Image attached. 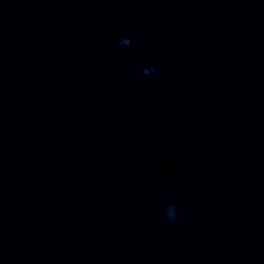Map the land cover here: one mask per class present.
<instances>
[{
	"label": "water",
	"instance_id": "obj_1",
	"mask_svg": "<svg viewBox=\"0 0 264 264\" xmlns=\"http://www.w3.org/2000/svg\"><path fill=\"white\" fill-rule=\"evenodd\" d=\"M0 264H264V0H0Z\"/></svg>",
	"mask_w": 264,
	"mask_h": 264
}]
</instances>
